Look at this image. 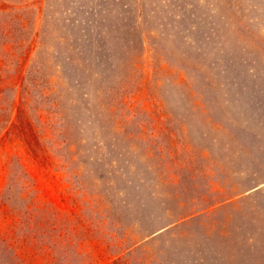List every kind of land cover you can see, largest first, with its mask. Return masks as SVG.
Wrapping results in <instances>:
<instances>
[{
	"label": "rangeland",
	"instance_id": "rangeland-1",
	"mask_svg": "<svg viewBox=\"0 0 264 264\" xmlns=\"http://www.w3.org/2000/svg\"><path fill=\"white\" fill-rule=\"evenodd\" d=\"M0 264H264V0H0Z\"/></svg>",
	"mask_w": 264,
	"mask_h": 264
}]
</instances>
